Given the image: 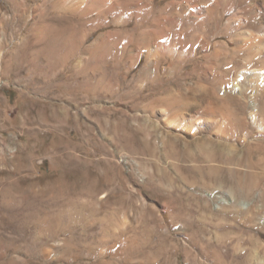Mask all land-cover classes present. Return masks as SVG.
<instances>
[{"label":"rangeland","instance_id":"1","mask_svg":"<svg viewBox=\"0 0 264 264\" xmlns=\"http://www.w3.org/2000/svg\"><path fill=\"white\" fill-rule=\"evenodd\" d=\"M71 44L86 46L75 60L85 79L88 46L118 45L102 75L119 86L71 107L81 165L68 179H14L0 154V264H264V0H0V112L13 108L3 87L19 86L3 77L13 54ZM157 60L182 67L181 91L164 106L140 93L128 102ZM201 75L219 93L197 92ZM9 136L18 154L22 136L0 130ZM232 171L255 174V188L227 180Z\"/></svg>","mask_w":264,"mask_h":264},{"label":"crops","instance_id":"2","mask_svg":"<svg viewBox=\"0 0 264 264\" xmlns=\"http://www.w3.org/2000/svg\"><path fill=\"white\" fill-rule=\"evenodd\" d=\"M58 48L56 51L61 53L55 55L53 46L38 47L35 53L25 50L13 54L3 70L5 81L9 82L12 79L19 86L2 89L7 100L13 103V108L9 110L6 106L4 114L0 112V130L12 131L22 136L18 154L3 165L4 175L11 174L17 180L38 181L40 184H47L48 187H53L50 182L52 180L68 179L66 172L78 170L81 165L78 157L71 156L76 154L79 144L70 141L68 133L72 130L81 131L80 121L76 117L71 119V107H82V95L90 93L93 98H97L103 91L113 93L119 86L117 76L111 77L107 82L102 75L106 66L104 62L106 60L115 62L120 57L118 45L88 46V52L97 53L92 56L95 69L93 77L88 79H85L83 71L75 61L82 57L80 53L86 51V46L71 44ZM28 59L34 61L29 68L25 65ZM54 59L58 60V64L54 63ZM71 61L74 62L72 69L69 70ZM140 62L141 59L136 61L131 70L136 69ZM200 65V62L195 64L197 68ZM65 67L68 68L65 70L67 76H62L64 78L57 76V72ZM141 73V76L133 81L137 86L127 93L128 102L133 100V95L140 93L146 106L155 103L159 105L160 102L164 106L167 93H176V89L181 91L182 67L179 65L166 68L157 60L143 66ZM199 79L195 88L197 92L219 93L218 81L213 76L201 75ZM171 83L177 84L178 87L172 89L167 87ZM223 83L227 84V94H229L230 79L223 78ZM222 98L226 96L222 95ZM9 111H13V114ZM52 132H60V136L65 137V141L56 140L57 135H48ZM60 164L59 170L54 172Z\"/></svg>","mask_w":264,"mask_h":264},{"label":"bare ground","instance_id":"3","mask_svg":"<svg viewBox=\"0 0 264 264\" xmlns=\"http://www.w3.org/2000/svg\"><path fill=\"white\" fill-rule=\"evenodd\" d=\"M264 121V120H263ZM259 131L261 132V133H263L264 132V127L263 126H260L259 127ZM17 144V143H16ZM17 152V147L15 146V144H13V146H11V144L10 145H8V154H15ZM213 155V154H212ZM210 156H211V154H210ZM207 160H216V158H211L210 159V157L207 159ZM233 161V160H232ZM241 166V165H240ZM219 168V167H218ZM214 169V168H213ZM212 169V170H213ZM216 169V168H215ZM219 169H222V168H219ZM245 169V168H244ZM251 169H252V167H251ZM214 171H216V170H214ZM217 171H219L218 169H217ZM221 171H223V170H221ZM235 171V170H234ZM213 172V171H212ZM220 173V172H219ZM224 173V172H223ZM215 174H218V173H215ZM226 175V174H225ZM218 176H219V174H218ZM222 176V175H221ZM218 178V177H217ZM224 177H222V179H223ZM256 178H258L255 174H253V173H247V174H243V173H236V172H229V175H228V179L227 180H229V179H233V180H235V182L242 188V189H244L245 191H247V192H251L252 191V189L253 188H255V180H256ZM220 179V178H219ZM224 180V179H223ZM222 180V181H223ZM255 190V189H254ZM220 202H222V203H226V204H234V200L233 199H230V200H225L223 197L222 198H220ZM239 205H241L242 207H248V203H246V202H240L239 203Z\"/></svg>","mask_w":264,"mask_h":264},{"label":"built area","instance_id":"4","mask_svg":"<svg viewBox=\"0 0 264 264\" xmlns=\"http://www.w3.org/2000/svg\"><path fill=\"white\" fill-rule=\"evenodd\" d=\"M17 140L16 136H9L8 140L0 139V154L5 155L9 159L14 158L17 154H8V145L15 143Z\"/></svg>","mask_w":264,"mask_h":264}]
</instances>
